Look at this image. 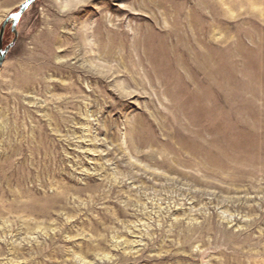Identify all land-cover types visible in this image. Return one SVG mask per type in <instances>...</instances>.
Listing matches in <instances>:
<instances>
[{"label": "rangeland", "instance_id": "1", "mask_svg": "<svg viewBox=\"0 0 264 264\" xmlns=\"http://www.w3.org/2000/svg\"><path fill=\"white\" fill-rule=\"evenodd\" d=\"M17 30L0 264H264V0H37Z\"/></svg>", "mask_w": 264, "mask_h": 264}, {"label": "water", "instance_id": "2", "mask_svg": "<svg viewBox=\"0 0 264 264\" xmlns=\"http://www.w3.org/2000/svg\"><path fill=\"white\" fill-rule=\"evenodd\" d=\"M37 0H24L20 5L19 9L12 13L2 24L0 28V70L2 68V65L6 59V56L8 52L11 50V48L15 45L17 39H18V30H17V24L22 17V15L25 13V11ZM11 18H14L11 23V31L14 34V38L11 43L4 46V34H5V27L10 21Z\"/></svg>", "mask_w": 264, "mask_h": 264}]
</instances>
